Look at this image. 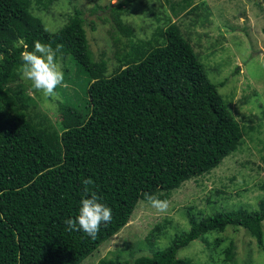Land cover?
<instances>
[{
	"label": "trees",
	"instance_id": "1",
	"mask_svg": "<svg viewBox=\"0 0 264 264\" xmlns=\"http://www.w3.org/2000/svg\"><path fill=\"white\" fill-rule=\"evenodd\" d=\"M54 1L0 0V264H80L129 223L146 194L166 199L185 181L219 166L245 136L178 24L160 27L153 43H132L106 75V61L95 60L89 46L83 10L56 31L33 13L34 3L47 8ZM123 6L120 1L113 7L120 24ZM121 29L132 39L130 27ZM37 40L73 58L85 76L83 104L68 95L59 100L63 118L57 125L29 117L33 97L10 87L19 76L21 52ZM88 178L112 209L111 223L101 225L95 238L64 224L78 214L82 180ZM263 221L264 200L255 210L191 217L190 229L152 256L102 264H196L178 257L179 250L227 226L247 229L262 245Z\"/></svg>",
	"mask_w": 264,
	"mask_h": 264
},
{
	"label": "rangeland",
	"instance_id": "2",
	"mask_svg": "<svg viewBox=\"0 0 264 264\" xmlns=\"http://www.w3.org/2000/svg\"><path fill=\"white\" fill-rule=\"evenodd\" d=\"M120 1H124L122 24L113 12ZM34 4L33 13L50 31L63 27L76 9L83 10L89 46L95 60L106 61V75L115 71L132 43L139 39L153 43L160 27L175 22L246 129L238 149L219 166L169 192L166 213H158L141 200L129 223L80 264L132 263L140 256H152L154 249L165 248L176 234L189 230L191 217L202 218L222 209L259 208L264 200V0H55L47 8ZM97 5L100 8L94 11ZM122 25L132 29V39ZM57 61L68 87L64 93L57 88L54 98H44L20 75L10 83L12 89L33 97L27 113L34 121L60 123L63 113L58 101L69 100L67 95L75 104H83L84 74L73 58L57 54ZM177 256L196 264H264V242L258 244L243 227L227 226L192 241Z\"/></svg>",
	"mask_w": 264,
	"mask_h": 264
},
{
	"label": "clouds",
	"instance_id": "3",
	"mask_svg": "<svg viewBox=\"0 0 264 264\" xmlns=\"http://www.w3.org/2000/svg\"><path fill=\"white\" fill-rule=\"evenodd\" d=\"M59 47V46H58ZM21 64L18 68L20 77L30 82L31 88L42 94L46 99L57 95V88H67L64 71L57 61V51L50 43L35 41L34 48L27 47L21 52ZM84 198L80 201L78 214L75 218L64 220L67 231H83L95 238L101 225L107 226L112 221V209L101 202V198L90 189L93 184L91 178L83 179ZM145 199L151 208L158 213H166L169 201L159 196L146 194Z\"/></svg>",
	"mask_w": 264,
	"mask_h": 264
}]
</instances>
